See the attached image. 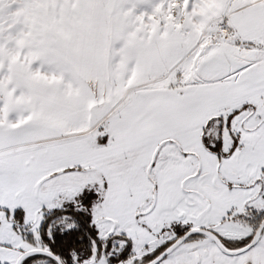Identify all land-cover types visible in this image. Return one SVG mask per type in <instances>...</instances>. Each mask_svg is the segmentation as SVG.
Segmentation results:
<instances>
[{
  "label": "snow or ice",
  "instance_id": "6c2138e0",
  "mask_svg": "<svg viewBox=\"0 0 264 264\" xmlns=\"http://www.w3.org/2000/svg\"><path fill=\"white\" fill-rule=\"evenodd\" d=\"M0 264H264V0H0Z\"/></svg>",
  "mask_w": 264,
  "mask_h": 264
}]
</instances>
